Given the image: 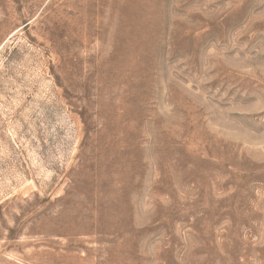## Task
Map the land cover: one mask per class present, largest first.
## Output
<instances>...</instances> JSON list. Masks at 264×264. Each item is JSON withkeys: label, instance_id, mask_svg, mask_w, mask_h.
<instances>
[{"label": "rangeland", "instance_id": "obj_1", "mask_svg": "<svg viewBox=\"0 0 264 264\" xmlns=\"http://www.w3.org/2000/svg\"><path fill=\"white\" fill-rule=\"evenodd\" d=\"M0 264H264V0H0Z\"/></svg>", "mask_w": 264, "mask_h": 264}]
</instances>
